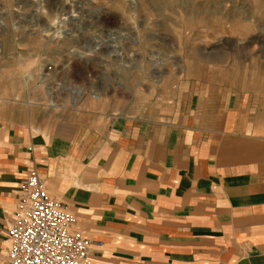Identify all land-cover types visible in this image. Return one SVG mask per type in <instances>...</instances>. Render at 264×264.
<instances>
[{"label":"crops","instance_id":"crops-1","mask_svg":"<svg viewBox=\"0 0 264 264\" xmlns=\"http://www.w3.org/2000/svg\"><path fill=\"white\" fill-rule=\"evenodd\" d=\"M179 93L172 112L100 120L0 110V264L32 168L92 264H264V69Z\"/></svg>","mask_w":264,"mask_h":264},{"label":"rangeland","instance_id":"rangeland-1","mask_svg":"<svg viewBox=\"0 0 264 264\" xmlns=\"http://www.w3.org/2000/svg\"><path fill=\"white\" fill-rule=\"evenodd\" d=\"M262 54L264 0H0V110L44 124L172 112L197 79L232 82Z\"/></svg>","mask_w":264,"mask_h":264},{"label":"built area","instance_id":"built-area-1","mask_svg":"<svg viewBox=\"0 0 264 264\" xmlns=\"http://www.w3.org/2000/svg\"><path fill=\"white\" fill-rule=\"evenodd\" d=\"M47 69L50 76L52 66ZM75 221V215L49 195L38 170L30 169L7 231V264H92L91 241L72 229Z\"/></svg>","mask_w":264,"mask_h":264},{"label":"bare ground","instance_id":"bare-ground-1","mask_svg":"<svg viewBox=\"0 0 264 264\" xmlns=\"http://www.w3.org/2000/svg\"><path fill=\"white\" fill-rule=\"evenodd\" d=\"M243 29V28H242ZM58 36H60V34H59V32L56 34V37H58ZM44 65H41V67H39L40 68V70H41V73L43 74V77L41 76V80L44 78V76H45V72L43 73V67ZM25 78H26V76H25ZM45 79V78H44ZM31 80V79H30ZM30 80H28V78H27V80L25 79V82H27V83H29V81ZM46 80V79H45ZM31 83V82H30ZM98 94V93H97ZM72 95L75 97V98H77L76 100H75V98H71V100L69 101V103L70 104H77L76 102H79V101H84L85 100V93H84V91H83V89H81V88H74V90L72 91ZM99 97H97V95L95 94L94 96H93V99H95V100H97ZM87 99V98H86ZM57 102V101H56ZM56 102L54 101V100H52V99H49L48 100V104L47 105H51V106H56V107H59V106H57L56 105ZM86 102V101H85ZM86 103H88V104H90V102L89 101H87Z\"/></svg>","mask_w":264,"mask_h":264}]
</instances>
